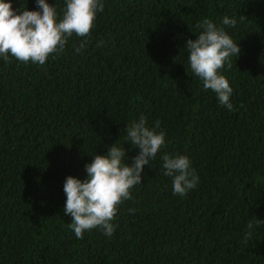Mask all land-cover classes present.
<instances>
[{"label": "trees", "instance_id": "obj_1", "mask_svg": "<svg viewBox=\"0 0 264 264\" xmlns=\"http://www.w3.org/2000/svg\"><path fill=\"white\" fill-rule=\"evenodd\" d=\"M102 2L80 51L73 34L43 65L0 57V264H264V0ZM48 3L62 17L66 0ZM205 18L241 49L220 70L232 111L189 67L185 46ZM141 116L159 121L165 146L118 206L113 235L77 238L66 178L86 179L85 165L114 144L133 163L140 150L125 130ZM164 153L188 156L199 176L183 197Z\"/></svg>", "mask_w": 264, "mask_h": 264}, {"label": "clouds", "instance_id": "obj_2", "mask_svg": "<svg viewBox=\"0 0 264 264\" xmlns=\"http://www.w3.org/2000/svg\"><path fill=\"white\" fill-rule=\"evenodd\" d=\"M38 10L15 9L11 0H0V57L7 62L9 55L22 63L43 65L50 55L62 54L68 38L73 34L84 38L80 51L87 43L94 27L97 12H103L102 0H66L62 17L58 19L56 7L48 0H36ZM223 25L235 27V18L223 17ZM204 29L195 40L189 39L186 49L189 53V67L192 76L202 81L205 91L212 90L221 105L233 110L230 97L233 89L229 80L220 73L225 62L232 67L230 57H239L241 49L223 27L205 18L197 24ZM188 71V69H187ZM159 121L149 127L147 118L127 124L125 134L128 144L138 148L139 154L126 162L127 149L109 147L106 155L95 154L91 163L85 165L87 178L81 180L68 176L64 183L66 203L64 214L71 217L69 227L77 238L82 239L85 231L100 228L106 236H112L118 206L130 200V189L143 182L142 173L146 165L156 159L157 153L165 146L164 132H158ZM163 174L172 179L173 192L181 197L197 187L199 176L191 168L186 155L161 156ZM134 211V210H130ZM254 227L249 222L248 228ZM248 232L245 242L251 237Z\"/></svg>", "mask_w": 264, "mask_h": 264}]
</instances>
